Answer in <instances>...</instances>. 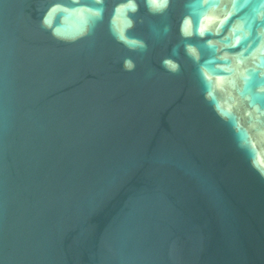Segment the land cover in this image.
<instances>
[{"label": "water", "instance_id": "1", "mask_svg": "<svg viewBox=\"0 0 264 264\" xmlns=\"http://www.w3.org/2000/svg\"><path fill=\"white\" fill-rule=\"evenodd\" d=\"M122 3L0 0V264H264V4Z\"/></svg>", "mask_w": 264, "mask_h": 264}, {"label": "clouds", "instance_id": "2", "mask_svg": "<svg viewBox=\"0 0 264 264\" xmlns=\"http://www.w3.org/2000/svg\"><path fill=\"white\" fill-rule=\"evenodd\" d=\"M260 3L264 4V0H260ZM147 4L150 10L161 11L167 7L168 0H147ZM205 6H207V0H205ZM125 10H130L133 12L136 10V4L134 3V0H127V3H122L118 5L115 9V12L119 16L123 14ZM94 14L98 15L99 10H97ZM229 15H231V13L225 12L223 5L212 4L210 6H207V10L202 15H200L198 21L195 22L194 29H193V24H194L193 20L190 17H185L181 25V32L184 36H191L195 33L196 35H199L201 37L205 36L206 33L218 34L221 25L225 23ZM130 24L131 22L128 21L129 26ZM238 27H239L238 25H233V27L229 30L228 35L223 37V40H227L229 36H234V38L231 41L232 46L238 43L241 39L239 35H234ZM121 38H123L122 33H121ZM223 40L209 39L206 41V43L209 46H213V45L218 46L217 50H219V48L229 46L224 44ZM132 43L135 42L133 41ZM187 51L190 54H192L194 57L196 56V49L193 46L188 45ZM227 58H228V53H224V55L221 57V59H227ZM164 63L170 65L173 69L177 67V65L173 64L171 61L166 60ZM236 63L239 64L240 61L236 60ZM126 66L131 67L130 62L126 61ZM205 75H207V73H205Z\"/></svg>", "mask_w": 264, "mask_h": 264}]
</instances>
